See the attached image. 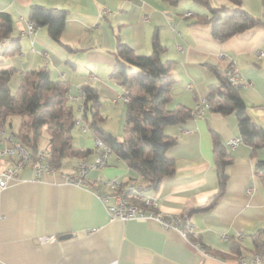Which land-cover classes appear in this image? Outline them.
I'll return each mask as SVG.
<instances>
[{"label":"crops","instance_id":"crops-1","mask_svg":"<svg viewBox=\"0 0 264 264\" xmlns=\"http://www.w3.org/2000/svg\"><path fill=\"white\" fill-rule=\"evenodd\" d=\"M190 1L0 0V12L10 13L13 20L11 36L19 41L14 54L3 55L0 68L13 66L20 76L26 70L47 67L54 78L67 80L69 93L76 96L83 84H93L103 101L104 124L111 132L115 131L108 124L111 111L121 105L125 132L116 135L123 139L127 136L126 102L119 95L127 87L110 76L114 50L120 38L136 54L150 55L157 32L165 47L162 59L172 60L169 109L182 106L194 110L199 99L207 97L210 85L219 83L220 75L234 65L249 81L240 87L246 110L264 128V0H242V6L262 23L225 40L212 34L211 22L197 21L198 14L208 10ZM210 2L213 6L233 5L231 0ZM34 4L67 9L61 35L64 44L51 37L47 26H40L35 36L26 33L25 20ZM187 11L192 14L186 16ZM12 38L0 48L11 46ZM72 101L80 113L81 99ZM109 102L113 108L108 109ZM17 125L15 131L20 117ZM164 131L176 140L167 150L175 171L146 192L156 198V210L186 214L208 253L155 220L110 219L106 203L95 193L106 188L75 185L65 179L64 173L74 171L79 159L69 157L57 172H44L41 178L28 164L0 188V264H243L241 257L251 260L255 255L264 260V251L255 244V240L264 242V174L257 173L255 167L264 161V145L258 142L254 147L243 140L232 146L231 139L242 137L236 114L211 108L203 116L192 115L167 125ZM213 133L224 143L231 162L224 193L215 205L204 208L219 188ZM73 137L74 145L90 148L87 158H93L92 133L80 128ZM39 147H47V142ZM88 176L146 184L143 176L114 152L105 167L90 171ZM45 235L56 239L40 242ZM233 239L240 242L241 255L230 252Z\"/></svg>","mask_w":264,"mask_h":264},{"label":"trees","instance_id":"trees-1","mask_svg":"<svg viewBox=\"0 0 264 264\" xmlns=\"http://www.w3.org/2000/svg\"><path fill=\"white\" fill-rule=\"evenodd\" d=\"M192 1L207 8L208 13L198 14L197 21L211 22L212 34L219 40L262 23L259 17L242 6V0H231L232 6H213L210 0ZM67 14V9L34 4L29 19L40 26H47L51 37L63 43L61 35ZM0 17L1 42L12 38L13 20L8 12H0ZM12 41L11 46L0 48V63L3 55L14 54L19 48L17 38H12ZM164 50L157 32L153 37V52L150 55L136 54L131 46L118 38L110 76L129 89L130 99L125 104L127 136L123 139L106 128V117L101 112L102 100L96 86L91 83L82 85L84 97L79 113L75 103L68 99L69 82L54 78L47 67L26 70L20 76H17L13 66L0 68V127L12 126V115L18 114L19 128L11 133L32 151L40 146L39 138L45 130L48 133L47 147L52 152L51 164L60 167L66 158H87L91 153L90 148L81 149L73 143L74 131L80 127L78 121H82L91 127L93 136L101 137L130 168L143 176L147 189L156 188L165 176L175 171V162L168 157L167 150L176 140L165 133L164 127L183 122L193 115L192 109L167 107L172 60L162 59ZM212 69L215 70L214 67ZM220 76V82L210 85L206 97L210 108L223 114L234 112L243 140L254 147L258 146V142L264 145V128L247 112L240 87L228 79L225 71ZM133 86L137 88L136 91ZM213 150L219 188L204 208L216 204L226 189L229 177L227 166L231 158L217 133H213ZM255 167L257 173L264 174V161H258ZM255 244L257 249L264 251L263 241L255 240ZM230 252L242 254L239 241L232 240Z\"/></svg>","mask_w":264,"mask_h":264},{"label":"built area","instance_id":"built-area-1","mask_svg":"<svg viewBox=\"0 0 264 264\" xmlns=\"http://www.w3.org/2000/svg\"><path fill=\"white\" fill-rule=\"evenodd\" d=\"M192 14L187 11L186 16ZM25 31L30 36L38 33L40 25L31 19L25 20ZM6 39L1 40L0 45L3 46ZM262 53V52H261ZM228 79L238 87L247 86L249 81L244 77L241 71L234 65L229 66L225 70ZM84 91L80 89V95L76 96L68 94L69 100L80 98L83 100ZM124 102L129 101V89L119 95ZM210 102L206 97L199 99L193 110V115L203 116L205 111L210 108ZM82 109V104L80 105ZM81 130L91 131V127L86 123L78 121ZM243 142L242 137L233 138L229 141L232 146H236ZM94 157L91 159L80 158L77 160L75 170L64 173L65 179L75 185L90 187L99 184L107 190H99L95 193L103 202L106 203L110 219H120L123 221L129 219H152L157 221L164 229L177 230L184 240L192 247L199 251H205L202 242L199 240L197 230L194 223L186 214L164 213L156 210V198L147 194L146 184H125L117 178H90V171L103 168L108 164L109 157L113 153L112 147L101 137L94 136ZM51 149L49 147H38L37 150L29 149L21 139L12 133H7L4 128L0 127V188L6 187L10 180L18 177L20 170L28 164L34 166L37 178H41L44 172L55 173L58 167L51 164ZM12 160L11 164L6 160ZM112 199V201H109ZM56 239L54 235H45L39 238L40 242H46ZM205 253H208L205 251ZM243 264H260L264 263L261 256L255 255L251 260L245 257L240 258Z\"/></svg>","mask_w":264,"mask_h":264},{"label":"rangeland","instance_id":"rangeland-1","mask_svg":"<svg viewBox=\"0 0 264 264\" xmlns=\"http://www.w3.org/2000/svg\"><path fill=\"white\" fill-rule=\"evenodd\" d=\"M211 1H212V3H215V2H216V0H211ZM190 3H192V4L195 5V6H199V5L196 4V2H194V1H192V2L190 1ZM134 72H135V71L131 72V76L134 74ZM132 88H133L134 91H136V89H137L135 86H133ZM101 100H102V99H101ZM102 102H103V101H102ZM107 104H108V103H107ZM109 105H111L110 102H109ZM113 107H114L113 105L108 106V109H109V108H113ZM75 108H76V111H78V107H77L76 104H75ZM114 109H116V110H115V112H112V111H111V114H112L113 116L109 117L108 124L111 125V126H113V128H114V130H115V131H113V132H114L115 134L118 132L119 134L123 135L124 132H125V128H124L125 120H122V117H121V116H122V114H121V112H122L121 105L115 107ZM105 110H107L106 107H104V110H103V111H105ZM101 112H102V110H101ZM105 112H106V111H105ZM119 113H120V116H119ZM77 114H78V112H77ZM19 117H20V116H19L18 114H14V115H12L13 126H9V125L7 126V128H8L9 131H11V130H16V129H17V126H18V125H17V119H19ZM78 130H80L79 127L75 129V133H76ZM75 133H74V134H75ZM47 139H48V133L44 130V131L42 132L40 138H39V142H40L41 144H46Z\"/></svg>","mask_w":264,"mask_h":264}]
</instances>
